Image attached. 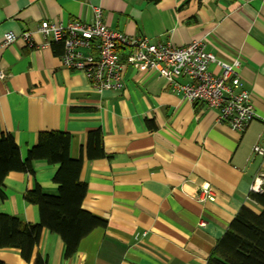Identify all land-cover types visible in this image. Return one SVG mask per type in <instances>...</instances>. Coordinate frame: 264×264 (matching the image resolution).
<instances>
[{
  "label": "crops",
  "instance_id": "0c3cea01",
  "mask_svg": "<svg viewBox=\"0 0 264 264\" xmlns=\"http://www.w3.org/2000/svg\"><path fill=\"white\" fill-rule=\"evenodd\" d=\"M95 9L124 35L174 47L199 42L221 61L239 58L257 119L233 131L215 110L135 67L123 69L120 91L93 90L36 30L42 21L89 23ZM10 32L31 34L35 47L17 40L0 49V137L10 135L25 161L40 133L69 135L87 186L81 207L106 222L70 258L59 236L43 230L34 254L46 264H206L238 211H256L249 195L264 175V156L253 151L264 149V0H0V42ZM209 71L219 73L214 64ZM96 130L103 156L89 159L87 136ZM31 165L33 175L6 176L0 213L38 224V208L23 195L36 185L56 194L58 165ZM0 262L32 264L16 250H0Z\"/></svg>",
  "mask_w": 264,
  "mask_h": 264
},
{
  "label": "built area",
  "instance_id": "2783aa9c",
  "mask_svg": "<svg viewBox=\"0 0 264 264\" xmlns=\"http://www.w3.org/2000/svg\"><path fill=\"white\" fill-rule=\"evenodd\" d=\"M36 33L44 40L61 44L63 67L83 73L95 91H120L124 86L123 69L135 67L140 71L155 72L187 102L203 103L215 110L217 122L226 124L233 131L243 133L257 119L249 92L239 76L240 59L221 61L207 53L199 42L174 47L169 43H151L143 37H130L109 29L102 20L100 9L94 10V19L89 23L42 21ZM17 40L30 48L35 47L31 34L10 32L4 35L0 49ZM211 64L218 67V74L209 71ZM4 77L0 70V80ZM253 151L264 156V149L260 147H254ZM203 192L207 194L208 189L205 187ZM263 192L264 175L260 174L254 178L250 193Z\"/></svg>",
  "mask_w": 264,
  "mask_h": 264
},
{
  "label": "trees",
  "instance_id": "16d2710c",
  "mask_svg": "<svg viewBox=\"0 0 264 264\" xmlns=\"http://www.w3.org/2000/svg\"><path fill=\"white\" fill-rule=\"evenodd\" d=\"M55 46L63 50L61 44ZM53 50L56 55L61 54L55 48ZM70 139L65 133H40L37 146L22 161L12 137H0V204L6 199L4 180L9 173L33 175L31 162L39 160L48 165H58L53 177L54 184L58 186L56 194H49L36 185L23 195L25 203L38 208V224L0 213V250H16L27 263L46 264L34 254L43 230L59 236L65 246V257L70 258L82 239L94 229L106 227L105 221L81 207L87 186L79 180L82 160L70 157ZM86 147L89 159L103 156L100 131L88 133ZM249 199L256 211L248 207L238 211L206 264H264V192L250 193Z\"/></svg>",
  "mask_w": 264,
  "mask_h": 264
}]
</instances>
